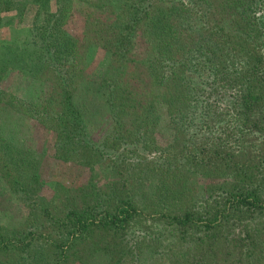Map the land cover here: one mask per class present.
<instances>
[{"label":"trees","instance_id":"obj_1","mask_svg":"<svg viewBox=\"0 0 264 264\" xmlns=\"http://www.w3.org/2000/svg\"><path fill=\"white\" fill-rule=\"evenodd\" d=\"M74 1L0 0V14L33 10L30 49L5 61L48 86L40 104L0 88V112L45 127L64 175H87L43 181V158L0 131V179L27 210L16 227L0 221V264H140L145 251L264 264V0H77L114 20L75 65L62 29ZM94 48L109 59L91 93L109 114L99 139L75 95Z\"/></svg>","mask_w":264,"mask_h":264},{"label":"rangeland","instance_id":"obj_2","mask_svg":"<svg viewBox=\"0 0 264 264\" xmlns=\"http://www.w3.org/2000/svg\"><path fill=\"white\" fill-rule=\"evenodd\" d=\"M51 4L52 10L55 11V3ZM71 5L66 14V22L62 29L76 42L72 61V64L75 65L76 61L80 60V56L85 52V46L91 42L96 24L99 22L113 23L114 18L108 11L100 10L96 7L93 8L94 6L87 5V3L75 0ZM32 14L33 10L30 11V9L27 13L25 11L22 17H18L16 12H3L0 14V18L2 19L0 21V47L5 46V49L0 48V62L2 61L0 71H5L0 88L4 92L22 100L26 99L40 104L47 95L48 86L42 84L40 80H28L27 75L23 74L19 67L14 66L10 68V62L5 61L7 57L12 56L11 52L15 53L16 50L30 49L31 35L29 29ZM6 52L9 54L7 57L5 56ZM86 60L87 82L81 85L75 95L77 101H79L80 97H83L81 101L87 102V106L84 108L86 112L93 113V115L97 113V117H95L97 122L96 129L91 127V131H93L94 137L99 139L102 133L109 128V114L105 112L101 99L98 96L91 98V93L99 80V76L97 77V75L104 72L109 59L108 55L102 52L101 49L94 48L90 50L86 56ZM90 88L92 89L89 90ZM85 95H87V99L84 98ZM166 126V122H162L161 128L157 132L158 146L164 145L165 140H167ZM0 131L10 143L21 148H28L43 158L44 163L41 170L43 181L64 182L66 186L71 183H83L87 181L86 174L77 173L75 170H72L71 173L68 171L64 175L63 171L67 169L54 163L52 160L53 134L36 121L25 116H20L14 111H10L8 114L0 112ZM119 154L120 152L116 153L114 159ZM138 155L148 156L147 152L143 151H140ZM7 188L0 179V221L9 227H16L26 217L27 210L19 205V202L13 198ZM136 232L140 231L137 229ZM134 236L129 238V242L135 241ZM164 263L161 253L159 256H151L147 255L146 251L140 261V264Z\"/></svg>","mask_w":264,"mask_h":264}]
</instances>
